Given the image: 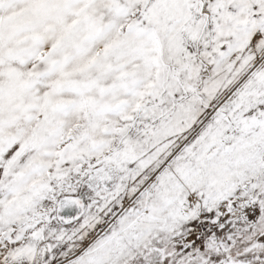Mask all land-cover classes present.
<instances>
[{"label":"snow or ice","instance_id":"1","mask_svg":"<svg viewBox=\"0 0 264 264\" xmlns=\"http://www.w3.org/2000/svg\"><path fill=\"white\" fill-rule=\"evenodd\" d=\"M0 264H264V0H0Z\"/></svg>","mask_w":264,"mask_h":264}]
</instances>
